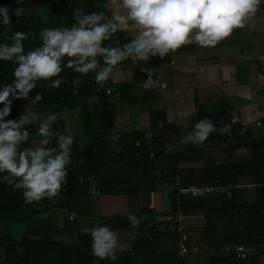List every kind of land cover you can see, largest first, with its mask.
<instances>
[{
  "label": "trees",
  "instance_id": "obj_1",
  "mask_svg": "<svg viewBox=\"0 0 264 264\" xmlns=\"http://www.w3.org/2000/svg\"><path fill=\"white\" fill-rule=\"evenodd\" d=\"M101 0H0V7H8L11 23L4 25L0 18V45H11L16 32H23L26 39L22 41L25 54L42 45L41 30L45 28L72 27L76 23L77 12L82 15L101 13ZM44 9V16L37 15L38 8ZM16 8L23 10L18 18L14 15ZM59 77L61 85L52 88L51 81H40L29 94V99H12L11 114L5 118L19 122L27 110L31 113L30 122L25 124L29 132L28 142L21 145L35 148L36 142L44 139L39 135L42 116L57 115L51 123L50 143L47 147H56V138L66 133V115L80 108L81 132L80 137H73L71 146V165L66 169L68 176L60 194L52 199L45 198L40 202L27 204L22 190L3 180L0 175V264H134L133 257L140 252L128 251L116 253V260H100L92 255L91 235L82 234L77 224L78 216L72 221L67 218L56 229L50 230L46 224L52 219L43 208L65 207L72 210L71 198L78 195L83 185L97 188L102 194H115L116 189L124 187L129 190L134 183H149L146 176L153 177L152 181L164 180L169 185L175 184V177L182 176L179 165L183 159V151L178 152L173 162L164 169L163 159L165 141L158 139L150 149L145 146L143 135L125 133V149L123 154L116 157L111 148V133L116 123V109L111 94L96 83L95 73L80 74L66 66ZM103 61L101 60V66ZM17 65L9 61H0V89L11 84L14 80V69ZM123 88L121 96L126 98ZM39 93L43 99L33 104L32 98ZM4 105H0L3 109ZM201 111L195 124L203 119H210L219 129L227 125L226 106L220 102L211 109ZM231 135L213 133L204 142L220 141L232 138L242 141L249 138L251 148V163L218 168L204 169L202 178L193 182L200 184H217L220 186H238L241 179L253 178L257 186L256 198L253 202L229 204L227 207L212 208L203 197L195 198L190 195H178L172 191L171 210L182 214L203 213L205 220L206 244L209 251L199 255H187L180 258L179 264H264L260 253L264 246V143L250 138V133L241 135V128L234 126ZM24 130V129H22ZM87 141V144H86ZM139 142V146H136ZM41 146V145H40ZM152 155V156H151ZM156 170L161 171V179L155 177ZM186 170H183L185 172ZM140 175V177H139ZM90 187H83L85 191ZM133 191V189H131ZM220 194V193H219ZM223 197L227 195L220 194ZM228 205V204H227ZM138 218L141 216H137ZM113 221L114 225H124L121 231L129 230L128 219H105ZM149 225L142 220L139 228L131 236L132 245L142 240H149L143 235ZM117 232L121 231L116 230ZM189 231V230H188ZM189 233V232H188ZM190 236V234H189ZM67 239H73L68 241ZM150 241V240H149ZM151 244H153L150 241ZM242 246L240 255L233 250L225 251L226 247ZM135 253V254H134ZM179 257V255H178ZM200 258V259H199Z\"/></svg>",
  "mask_w": 264,
  "mask_h": 264
},
{
  "label": "crops",
  "instance_id": "obj_2",
  "mask_svg": "<svg viewBox=\"0 0 264 264\" xmlns=\"http://www.w3.org/2000/svg\"><path fill=\"white\" fill-rule=\"evenodd\" d=\"M101 1L105 16L120 12L119 0ZM131 38L129 33L119 31L105 44L115 47L118 42L123 46ZM100 85L106 91H111L117 113L110 139L114 157L124 152L128 143L125 133L143 135L148 149L155 141L162 139L166 154L161 163L166 171L176 157L173 154L184 153L179 157L183 159L179 165L182 176L175 177V183L178 182L183 188L194 186L193 182L200 180L204 169L247 165L252 158L249 138L242 141L229 138L222 143L218 140L202 144H184L181 138L193 131V123L201 111L208 112L222 102L226 106L227 125L231 127L228 135L232 134L234 126H238L241 135L250 133L251 139L264 143V7L259 8L245 28L235 30L215 47H201L193 43L163 59L153 57L148 63L129 58L117 66L109 80ZM125 86L129 91L123 98L121 94ZM80 112V108L74 109L65 120L66 133H71L73 137L81 131ZM49 116L41 117L42 124L48 121ZM259 121L262 125L257 126ZM136 146H139V142H136ZM155 177L161 179V171L156 170ZM152 179L146 176L149 183H134L129 190L118 187L115 194H102L92 185H83L90 188L85 191L81 187L80 193L71 198L72 210L58 206H51L50 210L43 208L42 214L48 213L52 218L51 223L46 224L47 228L54 230L53 222L59 226L70 214H75L82 234L91 235V229L98 226H108L117 232L123 229V222L114 225L112 220L105 222V219L126 221L128 214L132 213L145 217L143 220L149 229L143 236L153 244L149 240H142V245L137 243L133 246L131 236L135 229L130 224L129 230L117 232L124 247L117 249L116 253L143 251L133 257L134 264H179V235L175 229L178 212L175 214L171 210L172 191L177 190L175 184ZM252 182L253 178L241 179V184L226 193H231L229 197L235 204L251 203L257 191V186ZM220 194L212 193L204 197L207 205L212 208L230 206L224 204ZM183 216L188 223L190 240L206 243L203 213ZM67 240L70 242L73 239Z\"/></svg>",
  "mask_w": 264,
  "mask_h": 264
},
{
  "label": "clouds",
  "instance_id": "obj_3",
  "mask_svg": "<svg viewBox=\"0 0 264 264\" xmlns=\"http://www.w3.org/2000/svg\"><path fill=\"white\" fill-rule=\"evenodd\" d=\"M264 0H119L120 12L110 17L104 13L82 15L77 12L72 27L45 28L40 32L42 45L25 54L22 41L27 37L16 32L11 45H0V61L13 62L14 80L0 89V173L3 180L15 189L22 190L25 203L55 198L66 183L71 165V133L56 138V147L50 143V123L57 115L49 116L39 135L44 137L39 147H26L29 132L24 125L30 122L31 113L23 115L19 122L5 118L11 114L12 99H29V94L40 81H51L52 88L61 85L59 77L66 66L87 75L95 73L96 83L103 84L111 78L118 65L131 58L148 63L153 57L161 59L196 43L201 47H215L229 38L237 29L247 26L255 17ZM23 10L16 8L14 15L20 17ZM2 23H11L8 7H0ZM123 31L131 40L115 47L105 44ZM101 60L103 65L101 66ZM11 97V98H10ZM37 93L31 103L42 100ZM171 118V110H169ZM24 129V130H22ZM230 125L217 129L210 119L195 124L193 131L181 138V143L202 144L213 133L225 135ZM70 214L67 219L70 220ZM133 229L140 226L145 217L128 214ZM72 221V220H70ZM92 255L100 260H116L117 249L124 245L119 234L108 226L91 229Z\"/></svg>",
  "mask_w": 264,
  "mask_h": 264
},
{
  "label": "built area",
  "instance_id": "obj_4",
  "mask_svg": "<svg viewBox=\"0 0 264 264\" xmlns=\"http://www.w3.org/2000/svg\"><path fill=\"white\" fill-rule=\"evenodd\" d=\"M260 7H264V2H262ZM107 93L110 94L111 91L107 90ZM262 125V122H257V126ZM237 187V186H220L217 184H200L197 186H192L189 188H183L179 185L178 182L175 183L174 188L177 190L179 195H190L195 198L206 197L212 193H225L228 190ZM242 187H245L242 185ZM75 215L70 216V220L75 219ZM175 229L179 235L178 238V250L177 254L181 259H184L187 255H199L202 252L209 251V248L206 243H194L190 240L188 233V223L185 217L181 212H178L175 218ZM233 250L237 255H240L244 248L242 246L226 247L225 251Z\"/></svg>",
  "mask_w": 264,
  "mask_h": 264
},
{
  "label": "rangeland",
  "instance_id": "obj_5",
  "mask_svg": "<svg viewBox=\"0 0 264 264\" xmlns=\"http://www.w3.org/2000/svg\"><path fill=\"white\" fill-rule=\"evenodd\" d=\"M38 14L37 15H40V16H44V9L41 7V6H39V8H38ZM43 11V12H42ZM72 113V112H71ZM71 113H69V114H71ZM69 114H67L66 115V119H67V117H68V115ZM80 137V141L82 142V132L81 131H79L77 134H76V137ZM86 144H87V141H86ZM88 145V144H87ZM40 146V143L39 142H36V144H35V146L34 147H39ZM234 191V190H233ZM229 195H231V193H228L227 195H225L224 197H223V202H224V204L225 205H227V204H235L236 202H234L233 200H231L230 199V197H229ZM232 196H233V193H232ZM234 203H233V202ZM260 253H261V255H262V259L264 260V246L261 248V251H260Z\"/></svg>",
  "mask_w": 264,
  "mask_h": 264
}]
</instances>
